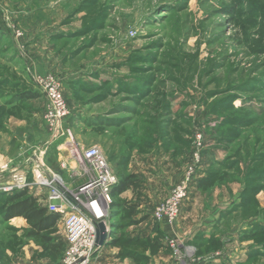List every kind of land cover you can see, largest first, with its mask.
Returning <instances> with one entry per match:
<instances>
[{"label": "rangeland", "instance_id": "obj_1", "mask_svg": "<svg viewBox=\"0 0 264 264\" xmlns=\"http://www.w3.org/2000/svg\"><path fill=\"white\" fill-rule=\"evenodd\" d=\"M49 72L64 88L73 154L97 145L119 178L136 175L92 264H178L169 239L192 264H264V0H0V123L45 127L46 101L24 95ZM197 132L202 162L180 232L167 236L151 213L183 178ZM27 227L0 214L2 264Z\"/></svg>", "mask_w": 264, "mask_h": 264}, {"label": "built area", "instance_id": "obj_2", "mask_svg": "<svg viewBox=\"0 0 264 264\" xmlns=\"http://www.w3.org/2000/svg\"><path fill=\"white\" fill-rule=\"evenodd\" d=\"M36 85L47 103L44 116L50 137L44 149L36 150L27 160L29 168L26 165L12 167V161L0 166V178L3 173H8L9 176L7 180H0V193L28 190L38 200L44 201V206L47 205L50 212L61 215L60 223L66 240L65 251L57 263L42 264H92L95 254L101 249L97 243V223H106L109 231L108 217L118 176L110 160L97 145L82 148L81 156L73 154L71 130L64 128L69 106L60 78L48 73L38 76ZM59 139L61 142L57 143ZM49 144H56L58 151H65L59 159L64 175L53 170L44 161V153ZM204 147V137L197 132L192 161L183 178L152 210V217L158 222L174 223L179 218L184 200L198 175ZM168 242L178 257V264H192L188 260V253H182L180 246L173 240L169 239Z\"/></svg>", "mask_w": 264, "mask_h": 264}, {"label": "crops", "instance_id": "obj_3", "mask_svg": "<svg viewBox=\"0 0 264 264\" xmlns=\"http://www.w3.org/2000/svg\"><path fill=\"white\" fill-rule=\"evenodd\" d=\"M29 53H33L32 60L34 63H41V59L43 52L40 51L41 45L36 43L32 44L29 47ZM34 58V59H33ZM51 62L48 60L46 62L45 71L51 68ZM52 73V72H49ZM48 74V73H47ZM46 74H36L33 76L31 81V87L40 92L39 88L36 85V78L38 76H42ZM41 93V92H40ZM42 94V93H41ZM42 99L45 101V97L42 94ZM10 118V119H9ZM3 123H0V166L7 162H13L12 167L15 165H26V167H30L27 163L31 156H33L34 152L40 148L45 147L46 142L49 140L48 131L46 127L43 125H33L28 121L27 116H23L22 118H18L15 116H10ZM48 148L44 153V161L50 164L56 171L60 170V158L65 154L64 149H57V145L55 144L56 151V159H52L50 154L48 153ZM27 155V157H26ZM29 155V156H28ZM52 161H50V160ZM27 163V164H26ZM48 165V164H47ZM59 165V166H58ZM51 167V168H52ZM52 168V169H53ZM9 179L8 173H3L1 175L0 180ZM39 202L44 205V201ZM155 207V206H154ZM152 215V213H151ZM11 225L18 227V229H22L28 226L27 220H25L21 216H16L15 218L10 219ZM62 223H60L61 225ZM62 226V225H61ZM159 229L167 236H177L179 230V223H167V222H159ZM18 230V231H19ZM18 250H21V253L16 257V260L13 261V264H41L43 261L40 257H34V254H42L43 249H41L40 245L34 239H27V241L23 242L17 247ZM104 264H122L118 262L117 258H114L112 261H106Z\"/></svg>", "mask_w": 264, "mask_h": 264}, {"label": "trees", "instance_id": "obj_4", "mask_svg": "<svg viewBox=\"0 0 264 264\" xmlns=\"http://www.w3.org/2000/svg\"><path fill=\"white\" fill-rule=\"evenodd\" d=\"M41 96L40 92L33 89L30 94L24 95V98H37ZM57 172L65 174L61 168ZM210 175L212 174L208 171L205 177L197 181V186L206 182ZM135 184H137L135 173L121 178L118 177V183L114 186L112 193L113 200L128 190H134ZM1 195L5 196V200L0 208V214L3 219L8 221L16 216H21L27 220L26 238L34 239L41 249H43V253H48L53 258H56L58 262L62 258L66 247L65 237L59 234L61 215L57 212H50L48 206L42 205L38 197L28 190L13 193L1 192L0 197ZM112 203V207H114L116 203ZM156 246L158 249L163 247L159 242H157Z\"/></svg>", "mask_w": 264, "mask_h": 264}, {"label": "water", "instance_id": "obj_5", "mask_svg": "<svg viewBox=\"0 0 264 264\" xmlns=\"http://www.w3.org/2000/svg\"><path fill=\"white\" fill-rule=\"evenodd\" d=\"M96 231H97V243L99 244V246H102L104 245L106 240L110 237L111 233L107 231L106 223L104 222L97 223Z\"/></svg>", "mask_w": 264, "mask_h": 264}]
</instances>
